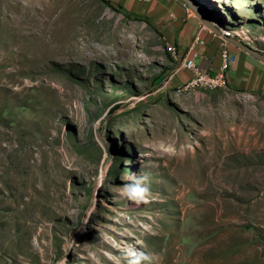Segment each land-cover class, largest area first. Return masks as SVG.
<instances>
[{
    "label": "rangeland",
    "instance_id": "1",
    "mask_svg": "<svg viewBox=\"0 0 264 264\" xmlns=\"http://www.w3.org/2000/svg\"><path fill=\"white\" fill-rule=\"evenodd\" d=\"M105 1L0 0V264H264V97L174 96L170 12ZM197 1L264 55V0Z\"/></svg>",
    "mask_w": 264,
    "mask_h": 264
},
{
    "label": "crops",
    "instance_id": "2",
    "mask_svg": "<svg viewBox=\"0 0 264 264\" xmlns=\"http://www.w3.org/2000/svg\"><path fill=\"white\" fill-rule=\"evenodd\" d=\"M151 4L164 14L168 11L169 16L172 15L174 22L164 26L163 36L166 44L174 46L181 57L192 58L199 68L216 73L221 64L222 45L236 56V62L226 72V87L220 91L228 90L243 97H264V63L229 41L213 36L206 30L201 31L198 18L188 19L180 4L172 3L170 0H155V2L151 1ZM188 76V72H180L173 79L172 84L176 86L184 82Z\"/></svg>",
    "mask_w": 264,
    "mask_h": 264
},
{
    "label": "built area",
    "instance_id": "3",
    "mask_svg": "<svg viewBox=\"0 0 264 264\" xmlns=\"http://www.w3.org/2000/svg\"><path fill=\"white\" fill-rule=\"evenodd\" d=\"M227 32L231 33L235 39L237 33H232L230 31ZM235 40L241 42L239 39ZM247 46L261 54V51L253 43L248 44ZM165 47L173 64L172 72L165 83L173 80L180 72L189 73L188 78L184 82L171 89L174 96H183L195 92H214L225 89L226 72L230 66L236 62V56L231 54L224 45H222L220 49L221 64L216 73H212L207 69L199 68L198 64L194 62L192 58L188 59L187 56L181 57L174 46L166 44ZM192 47L193 45L190 49H192Z\"/></svg>",
    "mask_w": 264,
    "mask_h": 264
},
{
    "label": "water",
    "instance_id": "4",
    "mask_svg": "<svg viewBox=\"0 0 264 264\" xmlns=\"http://www.w3.org/2000/svg\"><path fill=\"white\" fill-rule=\"evenodd\" d=\"M172 3H177L182 6L185 10L186 17L189 18H198L200 21V30H206L209 34L216 36L222 40L229 41L230 43L234 44L242 51L246 52L247 54L257 58L259 61L264 63V55L257 53L256 51L252 50L251 48L247 47L244 44L237 42L231 35V33L227 32L225 28L217 23L210 11L202 6L197 0H170Z\"/></svg>",
    "mask_w": 264,
    "mask_h": 264
},
{
    "label": "clouds",
    "instance_id": "5",
    "mask_svg": "<svg viewBox=\"0 0 264 264\" xmlns=\"http://www.w3.org/2000/svg\"><path fill=\"white\" fill-rule=\"evenodd\" d=\"M146 179L147 177H142L134 185L128 186L125 190V195L134 200H143L148 194V188L142 187L141 184Z\"/></svg>",
    "mask_w": 264,
    "mask_h": 264
},
{
    "label": "trees",
    "instance_id": "6",
    "mask_svg": "<svg viewBox=\"0 0 264 264\" xmlns=\"http://www.w3.org/2000/svg\"><path fill=\"white\" fill-rule=\"evenodd\" d=\"M102 2L103 3H105L108 7H110V8H112L113 9V7L109 4V2L108 1H105V0H102ZM220 25H222L221 23H220ZM224 28H227L226 26H224V25H222ZM230 32H234V31H230Z\"/></svg>",
    "mask_w": 264,
    "mask_h": 264
}]
</instances>
